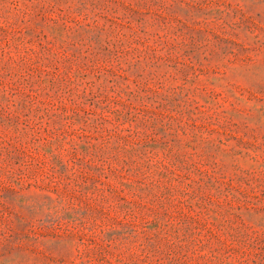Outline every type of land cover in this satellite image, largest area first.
Returning <instances> with one entry per match:
<instances>
[{
  "label": "rangeland",
  "instance_id": "374dc122",
  "mask_svg": "<svg viewBox=\"0 0 264 264\" xmlns=\"http://www.w3.org/2000/svg\"><path fill=\"white\" fill-rule=\"evenodd\" d=\"M0 264H264V0H0Z\"/></svg>",
  "mask_w": 264,
  "mask_h": 264
}]
</instances>
